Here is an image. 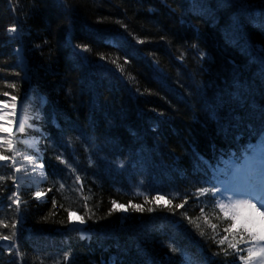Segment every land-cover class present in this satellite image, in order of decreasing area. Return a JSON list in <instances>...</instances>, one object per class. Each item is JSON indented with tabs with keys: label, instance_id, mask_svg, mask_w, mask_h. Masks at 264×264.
I'll return each instance as SVG.
<instances>
[{
	"label": "trees",
	"instance_id": "16d2710c",
	"mask_svg": "<svg viewBox=\"0 0 264 264\" xmlns=\"http://www.w3.org/2000/svg\"><path fill=\"white\" fill-rule=\"evenodd\" d=\"M64 1L67 6L63 9L53 0H0V99L19 98L31 89L16 59L12 60L2 47L3 30L10 22L8 14L14 10L18 17L24 15L30 28L28 32L24 28L22 33L29 34V41L23 42L29 63L28 79L47 98L43 115L48 117L53 112L59 116L60 125L54 126L52 120L39 122L46 137L42 136V148L47 178L39 190L46 195L44 201H36L31 183L24 182L19 207L10 208L9 197L16 188L15 173L9 164L0 167V236H10L16 248L12 255L21 257V261L13 260L12 264H54L51 255L55 251L51 250L44 249L33 262L25 257L33 255L28 249L39 240L34 235L66 230L70 212L83 216L85 229L94 233L112 221H123L134 231L123 236L113 235L115 232L95 234L89 241L74 244L68 258L72 264H84L81 256L96 258L91 256L94 252L90 245L111 249L101 264H185L186 249L177 240L188 235L197 238L204 251H208V235L215 247L225 250V242L221 245L219 241L225 234L233 233L225 232L228 222L209 209L205 193L198 191L205 169H201V163L214 153L228 151L231 143L242 142L248 136L264 140V102L258 97L264 81L257 77L264 72V62L249 53L238 56L228 50L231 47L220 23L224 17L219 16L218 23L191 25L178 0H164V6L153 0ZM122 27L126 28L124 32ZM109 29L129 35L133 42L129 53L95 37L98 33L103 38V32ZM68 30L75 43L74 49L70 46L71 52L64 47ZM193 48L209 53L205 77L211 76L217 88L224 80H232L229 58L234 61L236 77H241L239 85L247 83L259 89L256 99L243 94L248 99L247 115L239 109L241 95L236 91L228 94L232 95L229 101L222 93L213 91L214 97L207 102L210 104L193 99L195 67L187 58L178 62L174 57L181 58L182 52L192 53ZM225 50L229 51L227 56L223 54ZM96 71L104 75L96 76ZM107 84L119 88L111 92L112 89H105ZM212 105L220 107L219 113L212 111ZM31 110L27 101L24 113ZM146 118L157 124L148 125ZM242 120L248 123L242 124ZM31 134L35 131L28 128L24 136ZM225 144L227 147L223 148ZM160 154L164 158L155 159ZM175 155L179 157L176 159ZM153 164L168 165L165 170L177 166L178 176L187 179L179 182L169 177L166 182L170 180L168 186L174 184L191 195L185 200L165 199L172 201L167 207L165 201L154 200L157 195L142 196L143 188L151 187ZM109 172L133 173L143 185L140 188L131 179L135 188L128 195L117 194L103 181L96 180L98 174ZM191 172H197V185L188 176ZM156 174L159 180L163 178L161 171ZM113 201L124 204L127 211H113ZM130 202L142 204L145 209L152 207L154 211L136 212L130 208ZM177 204L184 207L177 208ZM167 220L179 223L170 234L177 237L173 242L171 237L156 234L164 230L163 226L169 227ZM14 223L17 229L12 227ZM151 234H156L158 240ZM72 236L75 238V233ZM0 264H7L2 254ZM200 264L208 263L203 260Z\"/></svg>",
	"mask_w": 264,
	"mask_h": 264
},
{
	"label": "bare ground",
	"instance_id": "6f19581e",
	"mask_svg": "<svg viewBox=\"0 0 264 264\" xmlns=\"http://www.w3.org/2000/svg\"><path fill=\"white\" fill-rule=\"evenodd\" d=\"M57 1L58 3L61 4V7L64 9V6H67V3L64 0H53ZM154 3L157 5H166L164 3V0H153ZM7 3V0H6ZM7 6V4H6ZM178 6L181 7L183 12L185 13L186 20L190 22V24H195V22L199 23H218L220 17H224L222 19L221 26L225 31V38L228 39V45L231 47L228 50L232 51L234 54H237L238 56H244V54L249 53L250 56L259 62H264V2L260 0L258 3L252 2L250 0H178ZM7 9V8H6ZM66 9V8H65ZM10 15V22L7 24V26L3 30V39H2V47L6 50L7 55L10 56V58L15 60L18 58L19 53L21 50L24 49V44L23 42H28L29 34L28 33H23L24 28L26 29V32L30 30L28 25H26L24 21V15L20 18L18 15L14 12V10H10L9 14ZM220 16V17H219ZM211 25V24H210ZM16 28L17 31H15V36L10 37L9 32L11 31L12 28ZM122 31L124 32L126 28L122 27ZM120 30L115 31L113 33V29H109L108 31H104V37H100L97 35L95 36L96 38H99L102 43H106V38H111L115 39L116 45L118 46V49H120L123 53H129L128 48H131L133 45L132 40L130 39L129 35L126 33H123ZM125 34V35H124ZM253 35H257L258 38H254ZM10 40H14L16 42H11ZM257 49L255 51L254 49ZM228 50H225L223 52L224 55L227 56V53L229 52ZM249 51V52H248ZM176 61L180 62H185V59H189L191 63H193V66L195 67V71L192 76V82L194 85H196L193 90H191L192 94L191 96L193 99L196 101L200 98L201 103L202 102H209L212 97H214L213 92H219L222 93L223 96L226 97V99L229 101L232 99V95H228L230 92L236 91L241 95V99L238 105L239 109L247 115L249 110H248V99L246 96L247 95L250 99L253 97L256 99V94L258 93L257 88L253 87L252 85L249 86L247 83L246 85H239L240 83V78H237L234 72L233 68V62L231 59H227V62L229 61L230 64V70H231V75L228 80H224L222 83L219 84L218 88L211 82V76L210 77H205L207 74V69L209 68L207 65L209 63L210 55L208 52H204L200 49L193 48L192 53H184L182 52L181 58L174 56ZM69 59V58H68ZM183 59V61H182ZM17 60V59H16ZM70 60V59H69ZM17 67L19 68L21 64H16ZM264 72L262 71V75H258L257 77L259 79H263L264 81ZM25 82L27 81L28 83H31V88L34 90V92L38 93L36 96L32 97V100H29L30 108L32 109L30 112V115H32L36 120L31 122L32 125V130L35 131V134L29 135L32 138H36L39 141L40 148H41V156L44 157L45 151L42 148L43 146V126L39 125V122L42 121H51V120H59L58 115H54L53 112L50 113L48 117L47 115H43V108L47 106V98L42 100V94L45 95L43 92H41L38 88H36L35 83L32 81H29V79H25ZM116 88H119L117 85L114 86L112 84H107L105 86V89L111 90L116 92ZM122 90V93L126 94L125 89L122 87L120 88ZM227 94V95H226ZM244 94V95H243ZM259 99L264 102V82L262 89L259 91ZM42 100V101H41ZM44 103V104H43ZM210 104V103H207ZM226 104V102H225ZM45 105V106H44ZM3 107V105H0ZM214 108L212 111L215 113H219L220 107H216L212 105ZM7 108H3L2 111H0V127L3 124H6V117L7 114L5 111ZM50 109V107H49ZM152 112V111H151ZM155 114V112H152ZM241 116L243 113L241 112ZM150 117V114L149 116ZM147 119V124L152 125V124H157L156 121H153L152 119L146 118ZM248 123L247 121L242 120V124ZM235 123V122H233ZM239 124V123H237ZM241 124V123H240ZM241 124V125H242ZM12 127V126H11ZM11 127H5L2 129L3 133H9L12 131ZM6 130V131H5ZM43 136V137H42ZM46 137H44L45 139ZM227 147L225 144L223 148ZM229 147V146H228ZM176 159L179 156H174ZM175 159V160H176ZM119 173H106V174H98L96 180L97 182L100 180L101 182L103 181L106 185L107 188H111L112 190L115 191L117 194H121V192L124 191L125 188H135V181L139 187L141 188L143 183L142 181L137 178L133 173L131 174H120ZM130 179V180H129ZM133 181H132V180ZM143 194L142 196H149L155 194V189H152L151 187H144L143 188ZM76 216L74 215L73 218ZM76 220V218L74 219ZM162 220V219H161ZM164 221V220H162ZM13 227V226H12ZM14 229H17L16 226ZM89 233H93L92 230L87 231ZM99 236L102 234H107L111 232H115L113 235H130L133 231L130 225L125 224L123 221H112L110 225H107V227H102L99 230L96 231ZM72 231H67L66 234H64L62 237L57 235V234H52V233H44V234H37L34 235V237L38 238L39 240L33 243L29 247L28 250L32 252L33 255L26 256L25 259L28 261H34V259L39 258L38 253L44 252V249L46 250H51L55 251V254H52L51 257L55 263L58 264H72L70 263L69 258V252L74 251L73 245L76 243L78 244L81 242L83 239L81 234H76L75 233V238L72 236ZM147 233V232H146ZM156 234H160V236L164 237H171L169 240L170 241H175L176 238L172 237L170 234L163 233L162 231H157ZM156 234H151L153 235L152 237L158 240V236ZM5 236V235H2ZM103 239H107L102 236ZM6 241V243H4ZM13 242L12 238L10 240H0V255L2 254L3 260L7 264H12V261L15 260L21 261V257H15L12 255V250L16 249L13 247ZM206 244V249L208 251H204L199 243V240L197 238H194L192 236H185V238H180L177 240V243L180 244L184 249H186V253L195 255V258H199L201 261H205L206 263L209 264H221L222 262H225L228 259V255L226 256L225 253H223L220 249L215 247L212 243L211 236L208 235V238L205 241ZM89 248H92L93 255L96 258H91L81 256L83 259H85L84 264H101L105 258H107L110 253L111 249L102 247V245H97L96 247H92V245L89 246ZM95 251H94V249ZM162 250H165L163 247L160 246ZM76 250V249H75ZM131 250L134 252L136 250L135 246L131 248ZM131 251V252H132ZM36 253V254H34ZM130 253V252H129ZM105 257V258H104ZM53 262V263H54ZM54 263V264H55ZM18 264H21L19 262Z\"/></svg>",
	"mask_w": 264,
	"mask_h": 264
},
{
	"label": "snow or ice",
	"instance_id": "6c2138e0",
	"mask_svg": "<svg viewBox=\"0 0 264 264\" xmlns=\"http://www.w3.org/2000/svg\"><path fill=\"white\" fill-rule=\"evenodd\" d=\"M11 31L15 32L17 29L14 27L11 29ZM115 64L116 62L113 61ZM117 68H120L121 71H123L120 64H116ZM7 95V93H5ZM16 97L12 96L10 101H0V105H3V108L11 107L15 109ZM2 111V109H0ZM20 131H24L23 124H20ZM9 145L11 146V141H8ZM260 147V156H259V164L255 163V157L253 160L248 161L247 169H248V179L243 187H234L232 189V196L230 197H224L220 201H215V197L219 194V189L213 187L211 189L203 188L201 187L198 191L202 195L204 193H211L212 199L215 201L216 206L221 210L223 213V216L227 219L231 220V224L228 226V228L225 229V232L233 231V232H240L243 234H246L248 237H250L254 241L258 242H264V228L260 230L257 229L258 224H264V179H259L257 181V176L259 177L260 167L261 164H264V160L261 159V157H264V141L261 142ZM0 159L7 160L8 157L0 155ZM29 161L33 160L32 156L26 157ZM123 166V165H121ZM42 167V166H41ZM76 179L79 181L80 177L77 176ZM61 188L64 187L63 184L60 185ZM13 196H16V193L12 194ZM41 193L37 192L36 196L39 197ZM9 199H12V197H9ZM147 199V198H146ZM154 200L159 203L160 201H165L164 196H156L154 197ZM223 200H227L228 203L225 204ZM17 206H19L20 201L17 197L15 200L12 201ZM55 203V201H53ZM171 200L165 201L164 206L167 207L169 204H171ZM129 206L131 209H133L136 212H144L145 210L148 212L154 211L152 207H149L145 209V207L142 204L138 203H129ZM87 207V205H85ZM177 208L184 207L183 204H177ZM112 210H124L127 211V208L124 204H118L115 201L112 202ZM203 211V209H201ZM110 214V213H109ZM2 223V222H0ZM79 223L84 224L85 219L83 216L79 217ZM7 227V225H4ZM13 228H15V223L12 225ZM213 228H215V225H212ZM10 236H0V240H10ZM225 239L227 237H224L219 241L221 245L224 244ZM241 241L245 239L244 235H241L240 237ZM229 248L237 249V245L235 243H229ZM173 251H176L175 248L172 249ZM241 251L240 249H237V252ZM225 255L227 256L228 253L225 250ZM249 255H252L250 252ZM229 264H235V262H229Z\"/></svg>",
	"mask_w": 264,
	"mask_h": 264
},
{
	"label": "rangeland",
	"instance_id": "374dc122",
	"mask_svg": "<svg viewBox=\"0 0 264 264\" xmlns=\"http://www.w3.org/2000/svg\"><path fill=\"white\" fill-rule=\"evenodd\" d=\"M68 33H69V30L68 32L65 33L66 37H68L67 35ZM9 36L10 37L15 36V33L13 31H10ZM105 42H106L105 44H108L112 47L116 45L115 39L113 40L111 38H106ZM69 43L70 45L71 44L74 45L73 38L70 41L67 38V40L65 41L66 46L64 47L66 50L67 49L70 50ZM96 72H97L96 76L104 75L101 71H96ZM23 78L25 80L26 78H28V76L26 77L25 75V77L23 76ZM2 99H0V101ZM30 99L32 100V98ZM4 101H10V99L4 100ZM15 105H16L15 109L11 107H8L6 109L7 111L5 112L7 114V117H6L7 122L6 124L1 125L0 127V155L6 156L8 154L6 157H9L7 160L0 159V164H4L7 161H10L11 162L10 164L13 166V171L17 173L16 179L18 183L20 181L28 180L31 183H33L34 187H38L39 184H41V181H43L44 179V171L42 170V167H41L42 164H40L39 157L36 156L34 153L30 152L32 148L34 152L40 153V149H38V139L32 138V137H27V138L21 137V133L23 131H20V124H23L24 129L27 126L35 127L34 125L31 124V121H30L33 118V116L25 115L23 113L20 100L16 99ZM0 109H3V107L0 106ZM5 127H11L12 131L9 133L8 132L3 133L4 130L2 131V129H4ZM8 141H11V146L9 145ZM20 145H23L24 147ZM28 156H32L33 160L29 161L28 159H26V157ZM11 197H12L11 199L12 201L15 200L17 197L19 198V201H20V196H18L17 194L16 196L12 195ZM33 198L35 200L38 199L40 202H42V200L45 198V195L41 194L39 197L33 196ZM8 206L10 208L19 207L13 202L8 203ZM70 215L71 216L69 218L70 221H69L68 226H70L72 229L85 227L84 224L79 223L78 215H75L76 220H74L75 218H73L74 216L73 214H70ZM262 228H264V224L257 225V229H262ZM4 243H6V241H4Z\"/></svg>",
	"mask_w": 264,
	"mask_h": 264
}]
</instances>
